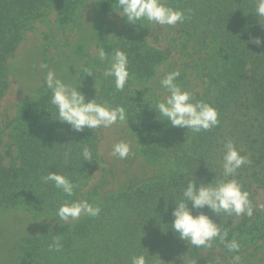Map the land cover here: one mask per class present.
I'll return each mask as SVG.
<instances>
[{
    "label": "trees",
    "instance_id": "1",
    "mask_svg": "<svg viewBox=\"0 0 264 264\" xmlns=\"http://www.w3.org/2000/svg\"><path fill=\"white\" fill-rule=\"evenodd\" d=\"M84 1L0 0V110L9 88L8 60L24 40L30 23L38 13L54 6L60 24H70L81 14ZM117 2L99 0L101 14L115 12ZM171 3L174 9L186 12L183 24L208 32L214 45V64L207 74L211 97L204 102L217 109L218 126L194 133L159 120L164 118L158 110L148 108L150 101L133 84L153 80L170 59L169 53L152 47L142 36L140 25L127 23L124 34L115 37L113 26L100 23L95 36L108 54L106 61L116 49L127 53L129 77L123 91L116 89L113 78H104L96 100L111 108L123 107L148 159L167 160L173 169L157 181L127 190L103 203H94L92 195L82 197V190L102 160L98 130L85 128L77 132L53 120L51 92L24 103L12 130L18 163L6 166L0 153V212L24 207L37 214L55 216L61 204L83 201L100 207L101 211L74 226L23 239L13 250L10 264H131V258L141 254L147 257L148 264H189L193 246L171 230L175 207L171 200L180 197L194 175L198 186L201 179L207 183L220 177L227 140L250 161L238 170L235 178L249 192L252 203L255 192L264 189V42L260 45L251 42L255 37L264 41V20L261 26L251 13L255 0H171ZM189 9L190 15L186 11ZM3 128L0 120V148ZM85 146L92 154L90 161H84L82 156ZM50 171L74 183L72 196L44 183L42 177ZM199 211L212 219L219 217L207 207ZM233 233L228 229L224 243L219 240L223 249ZM57 236L61 250L50 252L48 245ZM206 264L220 263L210 259Z\"/></svg>",
    "mask_w": 264,
    "mask_h": 264
},
{
    "label": "rangeland",
    "instance_id": "2",
    "mask_svg": "<svg viewBox=\"0 0 264 264\" xmlns=\"http://www.w3.org/2000/svg\"><path fill=\"white\" fill-rule=\"evenodd\" d=\"M164 2L173 8L171 0ZM103 22L115 28V37L124 34L128 26L116 12L101 14L99 0H85L81 14L70 24H60L54 6L38 13L30 23L24 40L8 60L9 88L0 110V120L4 125L0 153L6 166L18 163L17 148L12 140L13 121L24 103L51 92L46 86L49 71L65 83L78 85L86 100L97 97L105 78L104 68L108 64L98 58L101 47L95 36L97 26ZM142 36L152 47L167 51L170 57L149 83L133 84L134 89L150 101L148 108H155L157 101L168 95L160 86V79L169 71L180 72L175 83L192 92L194 101L209 100L211 88L207 74L214 64L212 55L215 49L208 32L195 30L183 23L168 27L145 22ZM88 71H93L91 76ZM97 130L102 160L82 190L83 198L92 195L94 203H103L127 190L157 181L173 169L167 160L148 159L138 143L136 128L127 115L124 122L118 121ZM121 141L130 145V153L124 159L111 154L113 145ZM253 205L251 217L233 214L223 219L213 218L221 225L222 231L233 230L230 241L236 240L239 250L223 249L217 238L210 247H193L189 264H206L210 259H216L220 264H264V189L255 192ZM86 217L82 215L69 223L61 222V226L54 216L37 214L24 207L0 212V264H10L13 250L23 239L74 226Z\"/></svg>",
    "mask_w": 264,
    "mask_h": 264
},
{
    "label": "clouds",
    "instance_id": "3",
    "mask_svg": "<svg viewBox=\"0 0 264 264\" xmlns=\"http://www.w3.org/2000/svg\"><path fill=\"white\" fill-rule=\"evenodd\" d=\"M114 11L126 23L141 27H145V22L150 25L175 27L187 18L185 11L167 6L164 0H118ZM186 11L188 15L191 14L190 9ZM251 13L261 24V20H264V0H255V9ZM251 42L260 45L264 41L260 37H255ZM98 58L101 61L108 58V54L102 47L98 51ZM128 64L127 53L116 49L104 68L103 76L113 78L118 91H123L128 82ZM92 73L93 71L87 72L89 76ZM179 75V71H169L160 79V86L166 90L168 95L159 99L153 108L158 110L160 117L164 118L159 120H167L172 127L191 129L194 133L208 131L218 126L220 121L217 109L207 102L194 101L192 92L183 90L175 83ZM46 86L51 90L50 104L55 109V119L52 118L50 112L51 118L69 125L77 132H82L85 128L92 130L100 127L107 128L118 121L126 120L123 107L109 108L98 103L96 95L94 99L86 100L85 94L78 90V85L65 83L62 79L55 77L51 71L47 75ZM223 147L220 177L207 183L201 179L198 186L197 177L194 175L188 180L180 197L171 200L175 205L171 213L173 217L170 224L171 230L180 240L193 247H210L211 242L217 238L221 243H224L227 238V232L222 231L221 225L199 210L207 207L222 219L224 214L248 217L253 214L254 206L250 200V194L235 178L238 170L249 164L250 161L246 156L240 154L231 140H227ZM129 153L130 145L121 141L113 145L111 154L119 159H124ZM82 156L84 161L92 160V154L86 146L82 150ZM42 180L44 183H51L68 196L73 195L74 183L60 173L50 171L42 177ZM167 202L168 200L165 205L166 211L168 209ZM189 202L191 207H189ZM193 209L197 210L195 214ZM100 211V207H94L87 201L66 202L60 205L54 217L60 224L61 222L64 224L77 220L82 215L96 217ZM61 247L60 237L57 236L48 245V250L58 252ZM227 247L230 251H236L239 250L240 245L236 240H232L228 242ZM131 264H148V260L144 254L136 255L131 258Z\"/></svg>",
    "mask_w": 264,
    "mask_h": 264
}]
</instances>
